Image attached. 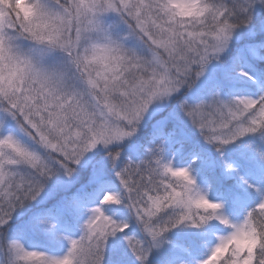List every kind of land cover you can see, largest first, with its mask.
<instances>
[{
  "label": "snow or ice",
  "instance_id": "snow-or-ice-1",
  "mask_svg": "<svg viewBox=\"0 0 264 264\" xmlns=\"http://www.w3.org/2000/svg\"><path fill=\"white\" fill-rule=\"evenodd\" d=\"M0 264H264V0H0Z\"/></svg>",
  "mask_w": 264,
  "mask_h": 264
}]
</instances>
